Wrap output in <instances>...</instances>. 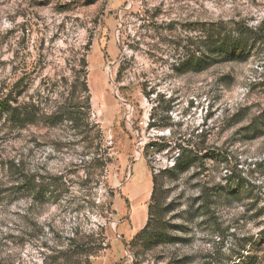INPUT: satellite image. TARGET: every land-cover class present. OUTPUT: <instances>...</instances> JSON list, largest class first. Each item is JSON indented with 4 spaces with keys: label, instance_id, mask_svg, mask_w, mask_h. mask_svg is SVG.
I'll return each instance as SVG.
<instances>
[{
    "label": "rangeland",
    "instance_id": "obj_1",
    "mask_svg": "<svg viewBox=\"0 0 264 264\" xmlns=\"http://www.w3.org/2000/svg\"><path fill=\"white\" fill-rule=\"evenodd\" d=\"M233 21L262 27L247 59L175 69L203 24ZM83 59L86 140L0 116V264H264V0H0V99L21 79L17 104L51 112ZM179 145L199 159L176 175ZM11 160L55 191L17 190ZM154 174L171 241L143 249Z\"/></svg>",
    "mask_w": 264,
    "mask_h": 264
},
{
    "label": "trees",
    "instance_id": "obj_2",
    "mask_svg": "<svg viewBox=\"0 0 264 264\" xmlns=\"http://www.w3.org/2000/svg\"><path fill=\"white\" fill-rule=\"evenodd\" d=\"M262 27H250L241 21H233L231 24L225 25L223 23H205L202 26L199 37L192 42L193 49L186 53V56L181 59L176 65L175 69L180 73L185 72H200L207 69L209 66L227 61H243L247 59L249 50L256 42L262 40ZM21 79L17 80L6 96L0 99V116L4 117L10 128L21 129L28 124L42 122L49 126H55L60 123H66L72 129L81 130V134L85 138L88 137V132L91 131L89 115H90V97L89 88L87 84L86 61L82 60L80 69L74 71V77L67 86L69 93L63 103H61L55 110L51 112L39 113L35 106L31 103L17 104L16 93L18 92ZM257 130V126L253 125V131ZM99 133V130H98ZM101 141L98 147H101ZM88 147V146H87ZM177 155L174 157V163L168 172L171 174L183 173L199 159L197 154H193L192 150L179 145ZM96 155L101 154L102 150ZM99 160L104 164L110 161L109 157ZM108 160V161H107ZM102 162V164H103ZM7 168L16 176L15 186L17 190H24L28 193L34 191L33 198L40 200L45 199L47 195H51L55 191V184L51 181H36L35 176L26 173L21 164L14 160L8 161ZM22 169V171H21ZM153 189L151 193V201L148 204L147 220L145 225L134 235L131 245L139 244L143 249L150 248L157 245L160 241L171 238L166 234L163 227L158 225L156 219L158 215L156 205V186L157 176H152ZM230 194L237 193L230 189ZM155 202V203H154ZM101 247V246H100ZM80 253L89 252L85 247ZM99 249V248H98ZM94 252V251H92ZM137 256V255H136ZM241 258L236 264H255L256 257L253 255H241ZM133 264H141L136 260Z\"/></svg>",
    "mask_w": 264,
    "mask_h": 264
}]
</instances>
